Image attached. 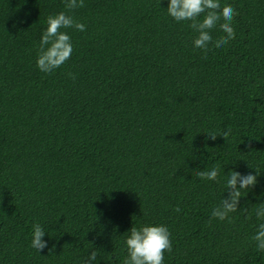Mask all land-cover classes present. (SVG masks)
Segmentation results:
<instances>
[{
	"label": "trees",
	"instance_id": "obj_1",
	"mask_svg": "<svg viewBox=\"0 0 264 264\" xmlns=\"http://www.w3.org/2000/svg\"><path fill=\"white\" fill-rule=\"evenodd\" d=\"M168 2L84 0L68 14L86 30L61 29L72 55L46 74L38 45L64 0H0V264H83L92 251L123 264L131 227L160 224L163 264H264L250 239L264 203V0H219L236 35L206 59ZM213 167L217 181L196 175ZM233 170L257 183L231 222L209 224Z\"/></svg>",
	"mask_w": 264,
	"mask_h": 264
},
{
	"label": "clouds",
	"instance_id": "obj_2",
	"mask_svg": "<svg viewBox=\"0 0 264 264\" xmlns=\"http://www.w3.org/2000/svg\"><path fill=\"white\" fill-rule=\"evenodd\" d=\"M84 0H64V7L67 12L62 11L47 18V28L43 31L39 41L36 67L43 73L51 74L56 69L63 66L70 58L73 52L71 37L67 32L61 29L73 28L77 31L84 32L86 26L78 22L68 13L77 8L84 7ZM167 14L177 23L190 22L188 26L197 33L193 40V46L204 52V58L212 48H221L229 41L235 39V29L232 26L233 19L238 15L236 9L231 5L221 7L219 0H169ZM201 17H203L201 19ZM223 20L222 23H219ZM219 23L220 30L224 35L213 40L211 32ZM67 75L75 80V75L71 72ZM231 135V129L220 134L224 140ZM217 134L211 133L206 135V139L215 141ZM251 150V144L248 145ZM196 175L205 180L217 181L219 168L213 167L210 170L196 171ZM259 172L256 175L252 173L241 174L238 171H230L225 182L226 198H222L220 204L213 208L211 212L212 219L221 221L229 220L230 214L235 213L239 208V202L243 191H250L257 183ZM176 212L181 209L177 207ZM256 218L261 221L254 235L250 238L255 243L256 250L264 252V203L256 209ZM31 247L37 252L48 247L47 242L42 239L45 231L39 223L32 225ZM130 235L126 238L127 257L123 264H163L164 253H171L173 245L171 233L167 226L145 225L137 229L131 227ZM97 259L96 251H92L83 261V264H94Z\"/></svg>",
	"mask_w": 264,
	"mask_h": 264
}]
</instances>
